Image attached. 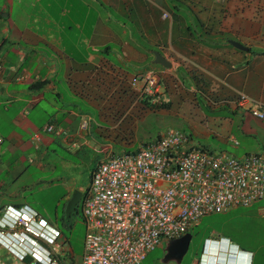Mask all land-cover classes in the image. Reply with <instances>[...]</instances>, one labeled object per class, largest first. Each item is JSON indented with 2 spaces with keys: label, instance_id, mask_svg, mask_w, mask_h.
<instances>
[{
  "label": "crops",
  "instance_id": "0c3cea01",
  "mask_svg": "<svg viewBox=\"0 0 264 264\" xmlns=\"http://www.w3.org/2000/svg\"><path fill=\"white\" fill-rule=\"evenodd\" d=\"M33 9L40 16L50 15L47 32L38 23L31 25ZM156 52L171 66L156 62ZM131 62L165 68L148 64L145 70H132ZM0 63V264H35L32 256L20 259L21 246L11 235L18 211L34 210L61 229L24 194L41 181L30 166L41 170L57 138L81 148L100 143L104 157L108 149L127 152L123 123L113 122L125 109L131 111L130 122L138 124L136 104H126L120 90L106 97L101 75L110 72L133 82L147 73L160 81L161 73L178 78L182 94L201 93L209 102L237 108L246 106L237 100L244 93L264 111V0H0ZM61 83L72 99L85 102L96 114L59 106ZM49 94L54 113L41 123L31 115ZM187 102L193 107L200 101L195 97ZM86 116L93 121L84 130ZM48 123L61 132L45 133ZM38 132L40 141L35 138ZM60 241L62 249L71 250L65 235ZM229 252L240 253L242 264H256L259 248L237 242L226 232L213 233L201 257L195 255L190 264L221 263L228 256L232 259ZM77 261L81 264V258Z\"/></svg>",
  "mask_w": 264,
  "mask_h": 264
},
{
  "label": "built area",
  "instance_id": "2783aa9c",
  "mask_svg": "<svg viewBox=\"0 0 264 264\" xmlns=\"http://www.w3.org/2000/svg\"><path fill=\"white\" fill-rule=\"evenodd\" d=\"M158 80L147 73L133 81L137 101L148 96L158 101ZM237 100L241 105L251 103L254 114L264 118L260 102L244 93ZM92 121L86 116L81 128L89 129ZM43 130L61 132L53 123ZM35 138L40 141L41 133ZM262 199L264 153L238 157L213 152L174 128L135 151L108 149L93 169L82 199L81 264H140L152 250L189 232L204 216ZM47 224L34 210L19 215L11 235L21 246L20 259L31 255L41 264H56L53 250L46 246L58 250L63 233L54 227V235H49Z\"/></svg>",
  "mask_w": 264,
  "mask_h": 264
},
{
  "label": "rangeland",
  "instance_id": "374dc122",
  "mask_svg": "<svg viewBox=\"0 0 264 264\" xmlns=\"http://www.w3.org/2000/svg\"><path fill=\"white\" fill-rule=\"evenodd\" d=\"M40 14L33 9L30 23L31 25L35 23L42 25V32H47L50 15L40 16ZM34 19H37V22ZM121 20L123 21V18ZM148 64L151 63L131 62L128 63V68L145 70ZM151 68L161 70L165 67L160 64H151ZM159 76L158 95L160 98L156 102L148 97L137 101L138 92L136 93L130 85L131 79L119 78L111 75L110 72L100 77L101 80H106L104 87L106 97L113 96L117 90H120L122 96L125 97L124 101H127L126 104H136L135 109H138V124L134 121L130 122L131 111L125 109L118 111L119 117L113 122H120V125L123 123L120 129L124 132L122 142L129 145L127 151H135L145 143L157 139L161 134L174 128L191 134L197 144L213 152H227L238 157L249 153H264V118L254 114L251 104L235 108L229 103L220 105L218 100L209 102L210 99L201 93L196 94L192 91L185 95L180 92L182 85L178 78L161 73ZM119 84L120 87H117ZM161 84L162 87H160ZM62 86V83L59 84V91L63 93V98L58 101L59 106L68 108L72 106L79 112L96 114V111L85 102L72 99L66 87ZM50 96L49 94L48 100L36 106L34 116L31 115L32 118H36V121L40 120L44 123L49 115L54 113L50 105ZM195 97L200 102L198 106L192 107L187 101H193ZM94 138L100 137L94 133ZM99 145L100 143L90 142L81 148L77 145L70 146L57 138L56 142L50 146L49 154L42 159L44 166L41 170L30 166L29 170L34 172L35 179L41 181L35 185L34 189H28L24 194L28 199H35L34 207L61 229L71 249L67 251L60 247L56 250L54 247L45 245L53 250L52 256L56 264H63L65 260H67L66 264H79L77 258L80 259L84 251L85 225L82 204H78L71 216L66 215V207L75 191L86 192L93 169L104 159V150L102 151ZM21 181L16 184L12 182V187L21 184ZM69 194L70 198H67ZM224 230L233 235L237 242L257 246L259 252L256 264H264V200L249 207L239 206L225 213L204 216L190 230L193 239L187 254L180 263L174 260L165 261L164 247L158 246L140 264H190L199 251V243L205 239L207 233L212 231L213 235V233H222ZM229 254L233 256L232 259L228 256L227 260L218 264H242L240 253L229 252ZM210 256L209 254V262H211Z\"/></svg>",
  "mask_w": 264,
  "mask_h": 264
},
{
  "label": "water",
  "instance_id": "95a60500",
  "mask_svg": "<svg viewBox=\"0 0 264 264\" xmlns=\"http://www.w3.org/2000/svg\"><path fill=\"white\" fill-rule=\"evenodd\" d=\"M231 43L240 49H247L246 46L242 45L237 41H231ZM155 54H156V59H155L156 62L162 63L167 66H171V62L168 61L165 57H163L160 53L156 52ZM81 197H82L81 191L74 192L73 196L67 202V207H66L67 216H70L71 213L77 209V206L81 201ZM192 239H193V234L192 232L189 231L180 237L173 238L167 241L166 246L164 248L165 261L174 260L180 263L187 254ZM35 264H41V263L39 261H36Z\"/></svg>",
  "mask_w": 264,
  "mask_h": 264
},
{
  "label": "trees",
  "instance_id": "16d2710c",
  "mask_svg": "<svg viewBox=\"0 0 264 264\" xmlns=\"http://www.w3.org/2000/svg\"><path fill=\"white\" fill-rule=\"evenodd\" d=\"M148 98L149 99H152L153 97H151V96H148ZM153 100V99H152ZM151 100V101H152ZM262 200H264V199H262ZM262 200H259V201H257V202H254L252 205H255L256 203H258V202H260V201H262ZM252 205H250V206H252ZM242 207H249V206H242ZM72 215V214H71ZM70 215V216H71ZM204 218V217H203ZM202 218V219H203ZM195 227V226H194ZM212 232V231H211ZM211 232H208L207 233V235L205 236V239L201 242V243H199V251L196 253V255L197 256H200L201 257V255L203 254V251H204V246H205V240H206V238H210L211 236H212V234H211ZM224 232H226L225 230H224ZM226 233H228V232H226ZM229 234V233H228ZM232 237H233V235H232ZM241 247H242V245H241ZM242 249H244L243 247H242ZM27 257H31V256H27ZM26 257V258H27Z\"/></svg>",
  "mask_w": 264,
  "mask_h": 264
},
{
  "label": "clouds",
  "instance_id": "9594fccd",
  "mask_svg": "<svg viewBox=\"0 0 264 264\" xmlns=\"http://www.w3.org/2000/svg\"><path fill=\"white\" fill-rule=\"evenodd\" d=\"M23 212H27V211H18V213L16 214V220H15V223L12 225V230H11V234H12V231L15 229V224H16V221L18 220V217H19V215L21 214V213H23ZM29 215H31V213L32 212H27ZM45 226V225H44ZM43 226V227H44ZM44 229L47 231V233L49 234V235H54V227L53 226H51V224L49 223V224H47L45 227H44ZM190 231V230H189ZM29 256H31V255H29ZM33 257V256H32ZM218 264V263H217Z\"/></svg>",
  "mask_w": 264,
  "mask_h": 264
},
{
  "label": "flooded vegetation",
  "instance_id": "af4514ba",
  "mask_svg": "<svg viewBox=\"0 0 264 264\" xmlns=\"http://www.w3.org/2000/svg\"><path fill=\"white\" fill-rule=\"evenodd\" d=\"M83 195H84V193L82 192V197H81V201H80L81 204H82Z\"/></svg>",
  "mask_w": 264,
  "mask_h": 264
}]
</instances>
